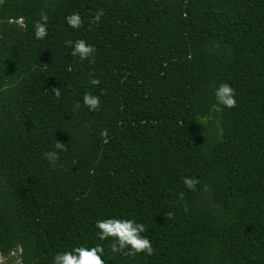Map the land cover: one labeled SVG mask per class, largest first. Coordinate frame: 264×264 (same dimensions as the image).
Wrapping results in <instances>:
<instances>
[{"label": "trees", "instance_id": "1", "mask_svg": "<svg viewBox=\"0 0 264 264\" xmlns=\"http://www.w3.org/2000/svg\"><path fill=\"white\" fill-rule=\"evenodd\" d=\"M106 218L142 223L152 253H113ZM97 244L105 264H264V0H0V253Z\"/></svg>", "mask_w": 264, "mask_h": 264}, {"label": "clouds", "instance_id": "2", "mask_svg": "<svg viewBox=\"0 0 264 264\" xmlns=\"http://www.w3.org/2000/svg\"><path fill=\"white\" fill-rule=\"evenodd\" d=\"M99 20V14L96 16ZM46 20V17L41 14V21ZM66 23L73 29L78 28L82 21L78 13H72L65 17ZM41 21L34 23V36L36 39H43L46 35V24ZM94 52L92 45L87 44L84 40H76L72 44L73 56H79L81 60L89 58ZM92 84H96L97 80L93 79ZM215 103L211 105L212 109L220 110V107L232 108L236 104L235 90L228 83L222 82L214 89ZM59 95V92H56ZM83 104L89 111H94L99 107V98L85 93L83 95ZM104 135V133H101ZM55 149L63 151L64 145L57 143ZM45 159L50 163H54L58 158V152L55 150L47 151L44 153ZM196 178L184 177L183 183L188 189H192L197 183ZM169 217L171 213L167 214ZM95 228L97 229V237L100 240L112 238L110 250L113 253L122 252L125 248L130 251L146 252L151 254L153 249L150 241L146 236H142L141 233L145 231V227L142 223L134 221L132 219L121 218H106L100 219L95 222ZM104 248L101 245L93 246H76L70 251L58 252L52 257V264H105L103 259Z\"/></svg>", "mask_w": 264, "mask_h": 264}, {"label": "built area", "instance_id": "3", "mask_svg": "<svg viewBox=\"0 0 264 264\" xmlns=\"http://www.w3.org/2000/svg\"><path fill=\"white\" fill-rule=\"evenodd\" d=\"M22 252V249L19 248L18 253ZM20 259L17 260V263ZM8 263V257L4 256L3 254L0 253V264H7Z\"/></svg>", "mask_w": 264, "mask_h": 264}]
</instances>
